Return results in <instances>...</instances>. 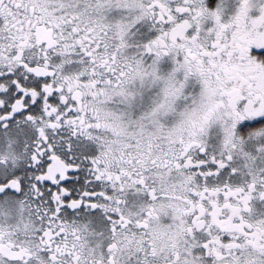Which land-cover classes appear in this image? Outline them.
Here are the masks:
<instances>
[{
  "label": "snow or ice",
  "instance_id": "obj_1",
  "mask_svg": "<svg viewBox=\"0 0 264 264\" xmlns=\"http://www.w3.org/2000/svg\"><path fill=\"white\" fill-rule=\"evenodd\" d=\"M0 264H264V0H0Z\"/></svg>",
  "mask_w": 264,
  "mask_h": 264
}]
</instances>
